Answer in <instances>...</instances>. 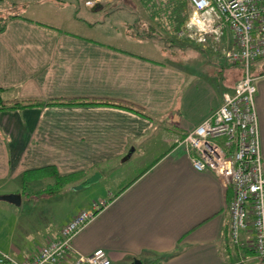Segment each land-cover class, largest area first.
I'll return each instance as SVG.
<instances>
[{
	"label": "crops",
	"instance_id": "1",
	"mask_svg": "<svg viewBox=\"0 0 264 264\" xmlns=\"http://www.w3.org/2000/svg\"><path fill=\"white\" fill-rule=\"evenodd\" d=\"M185 46L203 54L193 44ZM262 65L252 64L251 75L256 77L254 105L264 171ZM228 70L231 81L225 85L219 81L221 73L214 79L201 73L190 76L167 60L153 61L20 17L7 19L0 31L5 98L119 100L141 108L152 121L106 107L2 112L0 189L16 185L1 194L15 193L24 171L46 166L60 175L93 170L100 180L111 164L151 155L148 165L72 237L64 264H75L78 256L95 249L107 254L109 264H261L250 251V229L240 232L237 247L228 244L230 188L221 187L210 172H194L185 150L169 142L177 131L191 130L219 107L222 93L238 76L234 68ZM97 198L68 212L57 228ZM10 217L0 224V233L5 231L0 251L17 258L30 256L53 233L30 231L29 225Z\"/></svg>",
	"mask_w": 264,
	"mask_h": 264
},
{
	"label": "built area",
	"instance_id": "2",
	"mask_svg": "<svg viewBox=\"0 0 264 264\" xmlns=\"http://www.w3.org/2000/svg\"><path fill=\"white\" fill-rule=\"evenodd\" d=\"M101 1L85 0L84 6L90 9ZM186 5L177 38L240 67L242 77L222 93L217 109L170 143L185 150L194 172H210L221 187L230 188L228 237L236 244L240 232L250 229L252 248L264 264V171L254 105L256 77L249 71L253 62L264 60V0H186ZM104 206V199H99L78 211L30 258L18 260L0 253V264H63L72 237ZM80 263L109 264V258L95 249L78 256L75 264Z\"/></svg>",
	"mask_w": 264,
	"mask_h": 264
},
{
	"label": "rangeland",
	"instance_id": "3",
	"mask_svg": "<svg viewBox=\"0 0 264 264\" xmlns=\"http://www.w3.org/2000/svg\"><path fill=\"white\" fill-rule=\"evenodd\" d=\"M160 1L161 6L163 4L160 19L151 18L149 10L144 9L138 0H103L94 6L98 9L93 12L94 7L88 9L84 6L85 0H6L0 4V13L30 20L59 32L72 33L153 61L167 60L188 72L190 76L201 73L208 79H214L215 73L218 76L221 73L219 81H225L227 85L231 81V76L229 70H222L221 67L228 63L219 55L211 56L203 51L201 54L185 46V43L177 38L168 25V17L172 16L171 7L166 6L167 0ZM186 6L184 15L187 12ZM143 24L155 29L165 40L164 43L157 41L154 37L137 36L136 30L139 32L145 28ZM165 46H167L163 50L165 53H161V49ZM249 71L253 74L251 68ZM148 157L151 155L145 156L142 161L140 157L126 164H111L109 168L107 167L104 178L100 180L97 178L93 182L90 180L97 174L90 170L83 175L84 180L89 182L88 185L79 186L75 183L63 187L56 194L34 196L35 198L30 200L22 198L19 206L0 201V224H5L12 214V219L14 215L15 219L19 220V224L29 225L30 231L49 233L53 230L55 234L58 225L64 221V216L68 212L84 205L89 199L97 198L98 195L103 194L104 197L91 202L98 199L105 200L110 194L120 190L148 165ZM15 185L16 182L9 183L0 189V194L12 189ZM7 207L9 210H6ZM4 233L5 231H2L0 237ZM129 264L134 263L131 261Z\"/></svg>",
	"mask_w": 264,
	"mask_h": 264
},
{
	"label": "trees",
	"instance_id": "4",
	"mask_svg": "<svg viewBox=\"0 0 264 264\" xmlns=\"http://www.w3.org/2000/svg\"><path fill=\"white\" fill-rule=\"evenodd\" d=\"M4 1H6V0H0V4L1 3L3 4ZM138 1L144 9L149 10V13L151 14V18L160 19L159 15L161 13V10H163V8H162L163 4L161 6L162 2L160 0H138ZM185 2H186V0H167L166 6L171 7V10H172V16L168 17V25L171 28L172 32L175 33V35H176V32L181 28V26L183 25V23L186 19V15L183 14V12L185 10V6H186ZM165 4L166 3H164V5ZM147 7H149V9ZM14 17H17V16L5 15L4 17H0V31L3 29V25H4L5 21L9 18L11 19ZM135 21H137V19H135ZM132 26L134 27V23H132ZM144 26H145V28H142L139 32L135 29L137 36L145 37V38H153L154 37V39H156L157 41L159 40V41H162L164 43L165 40H163V38H161V35L158 34L155 29H153L150 25H147V24H143V27ZM167 46L163 47L161 50H165V48H167ZM169 47H171V46H169ZM256 62H259L262 64V62H264V60H257L255 62H253L252 64H255ZM262 66L264 68V64ZM221 68H222V70H228V69L234 68L237 71L238 76L235 80V83L239 79H241V77H242V70L238 66L228 64V65L221 67ZM250 68H251V66H250ZM259 75H264V69H263V71H261L259 73ZM235 83L233 84V86L235 85ZM233 86L231 87V89L233 88ZM5 93H6V91L2 90L0 88V113H2V112H18V111H22L24 109L42 108V107H106V108H114V109L122 110V111H125L128 113H131L135 116L146 119L148 121H152V118L150 116L146 115L141 108H139L133 104L123 102V101H119V100L101 99V98H53V99H48V100L19 99L16 97L15 98L14 97L5 98V96H4ZM176 135L177 136H175V137L182 139L184 137L185 133L177 131ZM86 172L87 171H80V172H75V173H71V174H67V175H60L56 172V170L53 166H46V167H42V168H38V169H32V170L24 171L22 174H20V176L17 180L18 186H17V191L15 193L19 194L21 199L25 198V200H30V199H33L36 196H40V195L43 196V195L56 194L58 192V190H61L63 187L71 185V184L76 183L79 186L88 185L89 182H87L86 179L84 180V177H83V175ZM115 195H116V192L109 195L108 197H106V199L104 200L105 204H107L112 199V197ZM231 197H232V191H231ZM231 197H230V200H231ZM230 200H229V202H230ZM229 202H228V204H229ZM85 209H87V208H85ZM61 227H59L57 229V232H55V234L52 233L50 236H48L47 239H49V238L52 239V238L57 237L59 235V230ZM227 236H228V232H227ZM70 244H71V242H70ZM228 244L231 245V247H237L236 245L238 243H236V244L231 243V241L228 237ZM250 251L252 252V254L255 255L253 248L250 249ZM0 253H5V254L12 256L18 260L25 259V258H17V257H15L9 253H6V252L0 251ZM32 254L26 258H30L32 256ZM163 257H166V255L161 256L160 258H163ZM160 258L154 259L153 261L160 260ZM141 264H142V262H141Z\"/></svg>",
	"mask_w": 264,
	"mask_h": 264
},
{
	"label": "water",
	"instance_id": "5",
	"mask_svg": "<svg viewBox=\"0 0 264 264\" xmlns=\"http://www.w3.org/2000/svg\"><path fill=\"white\" fill-rule=\"evenodd\" d=\"M98 9V7H94L92 9V12L94 10ZM98 178V175H95L94 178H92L90 180V182H93L95 179ZM20 195L17 194V193H7V194H0V201H4V202H7L11 205H14V206H19L20 205ZM134 264H141L140 261H133Z\"/></svg>",
	"mask_w": 264,
	"mask_h": 264
}]
</instances>
